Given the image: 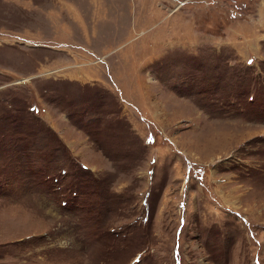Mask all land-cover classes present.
Returning a JSON list of instances; mask_svg holds the SVG:
<instances>
[{"label": "rangeland", "instance_id": "374dc122", "mask_svg": "<svg viewBox=\"0 0 264 264\" xmlns=\"http://www.w3.org/2000/svg\"><path fill=\"white\" fill-rule=\"evenodd\" d=\"M0 264H264V0H0Z\"/></svg>", "mask_w": 264, "mask_h": 264}, {"label": "snow or ice", "instance_id": "6c2138e0", "mask_svg": "<svg viewBox=\"0 0 264 264\" xmlns=\"http://www.w3.org/2000/svg\"><path fill=\"white\" fill-rule=\"evenodd\" d=\"M249 63L251 64V63H252V61L250 60V61H249Z\"/></svg>", "mask_w": 264, "mask_h": 264}]
</instances>
